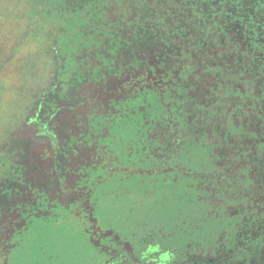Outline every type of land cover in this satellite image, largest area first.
I'll use <instances>...</instances> for the list:
<instances>
[{
    "label": "flooded vegetation",
    "instance_id": "obj_1",
    "mask_svg": "<svg viewBox=\"0 0 264 264\" xmlns=\"http://www.w3.org/2000/svg\"><path fill=\"white\" fill-rule=\"evenodd\" d=\"M64 4L4 119L0 264H264V0Z\"/></svg>",
    "mask_w": 264,
    "mask_h": 264
},
{
    "label": "rangeland",
    "instance_id": "obj_2",
    "mask_svg": "<svg viewBox=\"0 0 264 264\" xmlns=\"http://www.w3.org/2000/svg\"><path fill=\"white\" fill-rule=\"evenodd\" d=\"M27 2V0H0V84L3 85L0 96V153L6 152L9 148L5 142L4 124V119L9 111L8 104L20 105L17 96L24 94L26 86L22 85L23 83L21 84L20 81L23 72L19 70L21 69L20 65H23L25 60L30 57V52L37 50V43L30 36V32H25L30 19L26 14L31 12V7L29 9L25 7ZM64 3H67L71 8L82 3V0H64ZM40 26L43 29L41 32L37 28L31 29V32L38 33L37 38L41 37L42 41H50L58 31L57 26L52 23H41ZM42 70L43 67L38 65L37 72L42 74ZM195 206L193 205V207Z\"/></svg>",
    "mask_w": 264,
    "mask_h": 264
},
{
    "label": "trees",
    "instance_id": "obj_3",
    "mask_svg": "<svg viewBox=\"0 0 264 264\" xmlns=\"http://www.w3.org/2000/svg\"><path fill=\"white\" fill-rule=\"evenodd\" d=\"M2 1V0H1ZM24 1V0H21ZM28 4H25L26 8H30L31 7V14L35 13L34 9L37 8L38 4L41 2V9H42V13L43 14H50V13H55L58 19L54 22H41V23H52L55 24L57 26L58 31H56L57 34H77L80 30L78 28V26L82 25V20L78 19L76 20V18H80V15L75 14L73 16H71L72 18H66L67 15V8L66 5L64 4V0H49L48 4L46 5V1L45 0H27ZM52 2V3H51ZM25 8V9H26ZM24 10V9H23ZM61 15H63V17L65 18H61ZM77 16V17H74ZM29 22V26L25 29V32H31V29L33 28H37L40 27L41 23L40 22H36L34 23V21H28ZM27 22V23H28ZM40 30H43L42 27L40 28ZM55 33V34H56ZM45 34V33H44ZM32 60L30 57L28 59L25 60L24 63H28L29 61ZM2 87L3 85L0 84V96H1V92H2ZM26 89V87H25ZM22 95V94H21ZM20 97V95H18ZM17 96V99H18Z\"/></svg>",
    "mask_w": 264,
    "mask_h": 264
}]
</instances>
